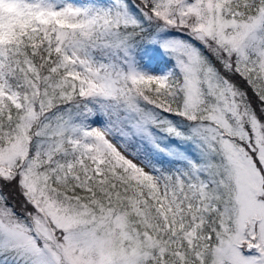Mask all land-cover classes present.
<instances>
[{"label":"snow or ice","instance_id":"snow-or-ice-1","mask_svg":"<svg viewBox=\"0 0 264 264\" xmlns=\"http://www.w3.org/2000/svg\"><path fill=\"white\" fill-rule=\"evenodd\" d=\"M0 264H264V0H0Z\"/></svg>","mask_w":264,"mask_h":264}]
</instances>
